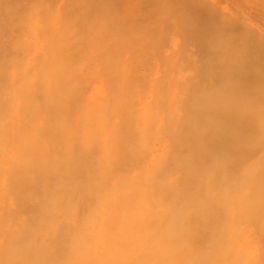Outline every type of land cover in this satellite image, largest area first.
I'll return each mask as SVG.
<instances>
[{
	"label": "bare ground",
	"instance_id": "6f19581e",
	"mask_svg": "<svg viewBox=\"0 0 264 264\" xmlns=\"http://www.w3.org/2000/svg\"><path fill=\"white\" fill-rule=\"evenodd\" d=\"M224 1L226 0H113L112 3H114V5H118L125 9L120 14L113 15L114 12H111L109 16L105 15V18L110 17L109 20H111V24L108 21L109 25H107H111V27H105L107 26L105 24L107 22L104 23L103 32L106 35L103 37L108 38L106 40L109 41V44L111 43V45L115 47H121L124 44L122 41L117 40L119 36H130V39L133 40L135 36H140L139 38L143 36L142 38H144L147 37V35H155L158 31V34L160 33L159 35H162L161 33L169 34L161 32V30L163 31L165 28L167 31H165V29L164 31L169 32L174 26V23L173 26L171 24L172 27H168L170 24H168L167 21L169 20V22H171L172 20L173 22V15L179 14L178 16L181 15L179 17L181 21L178 17H174L178 18L177 21L181 23H185L187 20V24L185 25L188 27V30L185 29L188 33L186 34L188 37L190 34L193 36H190V38L192 37L191 43L197 38L195 40L197 44L194 46L197 49L195 51L198 52V54H196L197 52L194 53L195 51L193 52L194 57H191L192 53L189 54L190 58L188 55L184 57L181 64H192L194 66L195 64L197 65L199 61L200 65H198L201 66L200 68H203V65L204 68L202 70L205 68L207 69V71L205 69L203 72L208 73L209 68L207 67L210 65L208 63L210 60L214 61L215 58L214 63L216 65L214 66L217 68L213 66L214 63L211 61L212 69L210 72L213 74L212 70H214L213 77L215 76V79L218 78V75L222 74L219 76L220 78H218L221 83L219 80H216V82H218V85L223 84V87L226 89H224V91L219 87L224 91V93H220V89H215V91L213 90L215 87L213 88L212 85L210 91L213 88V94L219 92V94H224L223 97H225L226 90L229 93V90H233V88L236 89L235 84L237 83L231 81V78H235L238 82L237 88L239 87V90L237 89L239 93L236 91L237 95L239 94L238 96L236 95L237 100L238 97L242 99L244 96L247 100L249 97L246 95H250L251 97L257 95L258 98V95L262 94L264 98V90L262 89L264 88V4H259L257 0H230L233 3L224 6ZM257 4L262 8L258 7ZM166 7L171 8L166 9ZM173 7L176 8L177 11L179 10L181 14L179 12H177V14L175 12L176 10L172 9ZM163 9H171V11L168 10V12L173 13L172 11H174L175 13L169 14L164 11L162 14L160 11ZM96 12L99 14L98 9H95L94 13ZM94 13L93 17L98 18L100 16L98 18L100 20L104 18L103 15H98L97 13L95 15ZM165 13L172 15L171 19ZM184 13L186 20L183 19V22L181 17L184 18ZM107 19L108 18L105 20ZM177 21L175 20L174 22ZM101 22L100 24H102ZM159 24L160 26L164 24L167 27L163 26L162 29V26L160 27ZM100 28L102 29L101 26ZM154 29H156L155 32ZM198 38H200L199 40L201 42L198 41ZM227 40L234 44V47L228 46L231 48L233 47L232 52L234 51V53H230L232 55L229 57H233L230 58L231 60L225 56L229 53L228 50L231 49H227L228 47L226 46L229 44V41L226 45L223 44L226 43ZM94 42H99V38L95 40L92 39L91 43L93 44H90H97ZM203 42H206V44L209 43L210 47L208 48V45ZM235 42H238L236 43L238 44L237 46H235ZM132 43L133 42H131V49L134 47ZM49 44L51 46H43V50L46 48L45 51L47 50V53L50 49L51 52L54 50L55 53L60 54L63 52L61 54L65 55V51L73 48L72 44L69 43V39L64 36L49 42ZM221 45L223 49L224 47L226 48V50L224 49L225 52H222L223 54L218 52L221 50ZM202 46L206 47L207 51L204 50L205 48L203 49ZM160 48L161 47L158 49ZM210 48L214 49V52L211 49L210 53H208ZM204 51H206L207 54H205L206 52ZM161 53L163 54V50ZM200 53L201 55H199ZM218 53L223 55L221 57L222 59L220 58L221 54L218 56ZM194 54L198 56V60L197 58L194 59ZM208 54H211L214 58L211 55H209V57ZM211 57L212 59H210ZM162 58L164 59L163 62H165V58L163 56ZM186 58L189 59L190 64L187 63ZM223 58L224 61L226 60L225 58H228V62H225H227V69L230 72L224 69L225 67L223 65L227 67V64H223ZM167 60L170 62L169 59ZM61 61L62 58L58 62ZM172 61L171 58V62ZM184 61H186V63ZM219 61L222 62L220 64L223 65L216 63ZM202 62L204 64H202ZM220 66L223 67L221 68ZM217 70L220 71L218 72ZM17 74L15 76H17ZM211 74H209V77ZM203 75L202 80H205L207 74L204 75V78ZM222 80L224 82H222ZM225 80L228 81L225 82ZM213 81L215 80L213 79ZM229 81L233 84L232 87L231 83V85L228 84ZM15 82L13 85L14 88L17 84H15ZM20 85L18 91L15 89V92H11V90L14 91L13 88L7 89L13 94L11 95L12 98L10 96L12 105H15L16 101L20 98H23L18 103L19 111L24 114L23 107L27 104L31 105V91L28 81L24 80V83L20 82ZM53 85L55 86V84L51 82L47 86ZM228 85L230 86L227 87ZM260 88L262 90H260ZM204 90L206 91V89ZM204 90L197 93L198 96L200 94L203 96V93L208 97L210 91L208 90L209 92L206 95L207 91L204 93ZM241 91L243 93L245 92V95H243ZM49 92L45 93L40 99L33 98V107H30L29 114L32 112L31 109L34 112L26 119L29 123V127L26 125L23 116V119L16 121L17 124L11 121L4 125L5 119H1L2 122H0V201L4 202L0 204V237L3 238L0 245V264H217L215 260L218 255H216L215 258L213 254L216 253V243L221 235L219 232L217 237L211 236L207 242L204 236V211L206 208L212 209L207 201L209 200V195L213 194L215 190H218L220 193L223 192L224 194L227 192L228 194L231 188L229 185L230 182L227 183L228 185L226 187L215 186L213 188L212 185H210L211 181H215V178H211L215 173L210 176V172L214 166L213 164L215 163L204 162L206 160L205 154L210 157L207 160H210L212 154L216 156V152L221 147L230 150H234L235 148L242 150L247 139L255 138V140H253L256 142H252L253 140L251 139L249 140V143L251 141L253 146H255L253 151L246 148L243 150V154L240 157L231 156L234 158V161H232L234 164L230 163L227 169L229 168L230 174H235L236 170L232 167H238L240 163L243 164L251 160L256 155V150H260L258 147L264 146L263 137H261V135H255L256 131L253 130V128L256 126L253 125L254 127H251L249 125V120L251 121L253 119L254 123L256 113L258 114L261 112L262 108L260 106L263 98L260 99L261 96L259 97L260 100H255V98H253V100H251L253 102H251V104L248 102L249 104H247L250 106L249 108L246 105H242L243 100L241 101L242 106H239L240 98L238 104L234 103V105L230 100L231 103H229V106L227 105L228 108L230 104L234 106H232L233 108L236 107L235 105H238L236 108H244V106H246V108L250 109L249 113L251 115H244L238 120L240 124L235 123L236 126L238 124V131H230V133L228 126V130L223 126L224 130H222L223 132L220 131V138H218L215 136L210 137L212 133H217L214 132L215 130H211L213 127H218L214 125L216 124L214 119L215 123L213 126L210 124V120H208L210 122V125H208L205 119L203 122L199 118H194L192 116V114L197 111V108L201 106H198V104L201 103H198L196 99L200 100V98H202L193 97L195 100H192L189 104V117L185 122V124H187V129H185L184 133L178 134L179 137L177 139L175 156L168 160L167 154H171L174 147L169 148L168 151L166 148L170 146L164 147L160 152V154H163L162 157L158 159L156 163L157 166L153 167L150 173H146L147 165L142 166V172H138L137 174V178L141 184L139 188H135L132 186L133 178H130V172L136 165V162H127L124 160L121 163L109 165L105 162L103 157H100V155L96 156L95 151L100 154L98 149L91 147L90 144L84 146L82 142L78 144L76 138L68 139V135L59 123V117L62 115L59 110L57 114H51L48 119V128L51 125L53 132V141L48 144V139L51 141V133L49 130L47 133L48 139L41 133L43 128L41 127L42 121L40 120L41 113H39V110L41 107L40 102H55L56 99L50 96ZM232 92L229 94L227 93V96L229 97ZM5 93L8 94L9 92H4L3 94L7 97L11 94L9 93V95H6ZM213 94L211 95L214 98L222 96L215 97ZM3 95L1 97L6 98ZM245 97L243 99H245ZM233 98L235 99V96ZM226 99L221 98L220 100H222V102L223 100L227 102L228 99ZM8 100L2 99V101H4L3 103H5V101L8 103ZM237 100L234 102H237ZM257 100L260 103H257ZM209 101L211 102L213 100ZM214 102L217 103L219 101L217 99L214 100ZM245 103L246 102L243 104ZM0 105V111L6 113V109L4 108L7 107L3 106L4 108H2V103ZM223 105L224 103L219 105L221 109L217 108L222 113L224 110V112L227 111V107L225 108L226 105H224V109L222 108ZM195 106H198L196 111ZM205 107L202 106L201 108L204 110ZM232 107L230 108L232 109ZM243 108H240V110H244ZM207 111L210 110L208 109ZM199 112L198 113L202 116L203 112ZM8 114L5 115L8 116ZM11 114H15V111H11ZM219 114L221 115V113ZM219 114L218 116H220ZM231 114L232 113H230V115ZM204 115H206V113ZM225 115H227V113ZM225 115H223L224 119L226 118ZM239 115L236 116L239 117ZM231 116L233 117L234 115ZM219 118L222 117L220 116L218 119L216 117L215 119L219 120ZM228 118L229 117H227V119ZM232 123L234 124V122L230 123L229 121L228 125L230 124L231 126ZM191 126L195 131L189 129ZM262 127H264V125L260 128ZM250 128H252V130ZM9 130H13V132L20 134V136L18 135L15 142L8 147L3 144L2 140L4 139L5 131L8 132ZM225 130L228 133H226ZM137 135L133 133V137H131L128 142L138 138L139 133ZM260 138H262V140ZM255 143L258 147L254 145ZM178 149L179 151L177 152ZM186 149H188L187 153L183 154L182 151L185 152ZM180 151L182 154L179 153ZM223 151L224 150H222V153ZM216 157L215 159L217 160ZM142 158L143 157H140L137 160L141 161ZM258 158L259 157H257L256 161ZM212 159L211 161H213ZM220 159L221 158H219L218 161ZM171 161L172 164L170 163ZM262 162L264 161H261V165L263 166ZM167 163H170V165L174 167L173 169L175 172L170 170ZM235 163H238V165ZM249 163L250 162H248V164ZM240 166L242 167V165ZM251 167L252 169H250ZM251 167H248L244 173L245 176L240 178V180L248 182L247 179H251V183L253 182L251 186L255 185V189L259 188L260 191L264 193V186L261 188L259 187L263 185L262 183L264 182V178H262L264 177V171H262L264 166L259 169L262 171V174H260V171L257 173V169L254 166ZM244 171L245 169L242 172ZM260 175L262 177L258 180L259 177L257 176ZM147 186L148 188L146 189ZM250 188L253 190V193H256L253 189L254 187ZM138 195L141 197H150L154 202L157 201L155 202L156 205L151 206L150 203L149 205L143 203L139 206V201L137 199ZM257 196L259 198V196H263V194H258ZM7 200L9 202L11 201V203L6 202ZM242 201L245 202L241 199V202ZM6 203L10 205L7 207ZM250 204L252 208L246 204L249 207L246 206L248 209L245 208L249 210L247 216H250L252 213L251 210L254 208L253 202ZM243 205L244 204H242V206ZM3 212H6L7 215ZM263 227L264 225L262 228ZM234 244L233 242L231 243L232 246ZM222 252L219 253V257ZM256 254L255 256H257ZM222 255L224 256V254ZM228 258L230 257L228 256ZM228 258L225 257V260ZM250 260L251 261L247 264H256L252 262L253 259ZM235 264L241 263L235 262Z\"/></svg>",
	"mask_w": 264,
	"mask_h": 264
},
{
	"label": "rangeland",
	"instance_id": "374dc122",
	"mask_svg": "<svg viewBox=\"0 0 264 264\" xmlns=\"http://www.w3.org/2000/svg\"><path fill=\"white\" fill-rule=\"evenodd\" d=\"M94 1L97 3H95ZM94 1L0 0V104L2 103V108L7 107L4 108L6 109V113H2L0 111V116L2 117H0V120L5 119L4 125L11 121L12 123H16L17 120H21L24 117L25 123L28 126L29 123L26 119L28 116H30V114L34 112L31 109L32 112L29 114L30 107H33V98L40 99V97L42 98L45 93L50 91L49 95L56 99L55 102L43 103L42 101L40 102L41 107L39 110V113H41L40 120L42 121L41 127L43 128L41 133H43L46 139H48L47 133L49 132V130L51 133V141L48 139V144L53 141V132L51 125L49 126V128L47 125L48 119L50 118L51 114H57L59 110L62 113V115L59 117V123L63 127L65 133L68 135V139L76 138L78 144L82 142L83 146L86 144H90L91 147L98 149L100 154L96 153L95 151L96 156L100 155V157H103L105 162L109 165L121 163L124 160L127 162H136V165L130 172V178H133L132 186H134L135 188H139L141 183L137 178V174L138 172H142V166L147 165L146 173H150L151 169L157 166L156 163L158 159L163 155L160 154L161 150H163V148H166L167 146H170L166 148L167 151L169 150V148L174 147L173 152L171 154H167L168 160L175 156V150L177 148V139L179 137L178 134L184 133L185 129H187V124H185V122L189 117V104L192 100H195L193 99V97H202L200 98V100L202 101L196 99L198 100V103H201H197L198 106H201L199 108H197L198 106H195V111L197 108V111L195 112L197 115L194 113L192 114V116L194 118H199L203 122L205 119L206 122H208V125H213L216 121V124L214 125L218 126L216 127L217 129L213 127L211 128V130H215L214 132L217 133H212V136L210 137L215 136L218 138H220V131L223 132L222 130H224L223 126L227 130L229 128V132H234L236 130L238 131L237 127L238 124H240V121L238 120L244 115H251L249 113L250 109H248L250 106H248L247 104H251V102H253L251 101L253 100V98H255V100L259 99L260 96V99L263 98L262 94L258 95V98L257 95L253 97H251L250 95H246L247 97H249L246 100L245 96V99H243L244 97H242L243 95H245V92L243 93L241 91V93H243V95L241 94L242 96L240 95L242 99L238 97L237 100L236 97L239 95H237V93H239V87L237 88L238 82L235 80V78H231L232 80H230L232 82L235 81L237 83H234L236 85V89L233 88L232 90L230 88L231 90L229 91H234L235 93L237 91L236 94L232 92V95L230 94L229 98L227 95L230 92L228 93V91L226 90L225 97L227 96V100L225 97H223L224 94H219V92L216 93L215 91L219 90V87H221L222 90L226 88L223 87V84L218 85V82H216V80H219L218 78H220L219 76H221L222 74H217L218 78L215 79V76L213 77L214 70H212L213 74H211L210 72L212 69L211 64L212 62H215V58L211 54H208V56L211 55L214 58V61L210 60L208 63L210 65L209 67H207L210 69H208V71L210 72L208 73L211 74L210 77L209 74L206 72V68V73L203 72L205 69L202 70L204 68V66L202 65L204 64L203 62L201 64L203 68H200L201 66H199V61L197 62V65L195 64L196 66H193L192 64H181L184 60V57H187L188 55L190 58L189 54L191 53V57H194L193 52L197 50L195 48L197 44L195 40L197 38H193L195 40H193V42L191 43L190 41H192L191 39L193 36L190 34L188 37L186 34L188 33L186 31V29L188 30V27L185 25L187 24V20L185 19V13L184 18H181L182 20L185 19L186 22L181 23L177 21L178 18L181 16H178L179 14L177 12L180 13V11H177L174 7L172 8L173 10H176L175 12L178 15H173V22L172 20L171 22H169V20L167 21L168 24H170L169 26L166 24V22L165 24L168 27H172L174 23V26L172 27L173 30L171 28L172 31L169 30V32H165L167 31V29L164 28V31L163 26H167L161 24L163 29V31L161 30V32L169 34L161 33L163 35L162 36L159 35L160 33L158 34V31L157 34L155 33V35H147V37L149 36L148 38H142L143 36L139 38L140 36H135L133 40L130 39V36H119L117 40L122 41L125 46L123 45L121 47H115L111 45V43H108L109 41L106 40L108 38L103 37L106 35L103 32L104 23L107 22L105 24L109 25V23L111 22V20H109L110 17H106L108 19L105 20V15L109 16L111 12H114L113 15L120 14L125 8H122L118 5H114V3H112L113 0ZM257 1H259V4H264V0ZM232 3V1L226 0L224 1V6ZM257 6L261 7L258 4ZM167 8L171 7H166V9ZM95 9H98L99 14L98 12H96L98 15L104 16L103 19L105 21L102 18L101 20L98 19L100 16L98 18L93 17ZM168 10L171 11V9ZM168 10L163 9L162 11H160V13L163 14L164 11L167 13ZM172 12L173 13H170H175L174 11ZM96 13L94 14L96 15ZM168 16L171 19L172 15ZM174 16L178 18H175ZM174 19L177 22H174ZM100 22L102 24H100ZM108 25L105 27L110 28L111 25ZM100 26L102 27V29L100 28ZM155 30L156 29H154V32ZM61 36L67 37L69 39V43L73 46L71 50L65 51V55L61 54L63 52H61L60 54L55 53L54 50H52L51 52L49 48H47L49 49L48 53L47 50L45 51L46 48L43 50V46H49V42L59 39V37ZM190 36L192 37L190 38ZM97 38H99V42H94L97 44L91 45L93 44L91 43V40H95ZM199 39L200 38H198V41H200ZM228 41L229 40H227L226 43L223 44L226 45ZM131 42H133L132 44H134V47L132 45L133 50L131 49ZM236 43L238 42H235V46L238 45ZM204 44H206V42ZM206 45H208V48L210 47L209 43ZM229 45L234 47V44H232L230 41L229 44L226 46L228 47ZM92 46L95 47L93 48ZM159 47L161 48L158 49ZM229 48L231 47H228L227 49ZM232 48L228 50L229 53L226 52L228 53L227 55H225L226 53L224 54L229 59L233 58L229 57L232 55L230 54L232 52ZM203 49L206 50V47H203ZM211 49L212 48L208 50V53H210ZM224 49L226 50L225 47ZM224 49L221 45V50L223 51H217L224 53ZM162 50L163 54L161 53ZM213 50L214 49H212V51ZM196 52L197 51H195L194 53ZM232 53H234V51ZM196 54H198V52ZM205 54H207V52ZM220 54L218 53V56ZM222 54L220 58L223 56ZM199 55H201V53ZM162 56L165 58L166 63L163 62L164 59L162 58ZM196 56L197 55H195L194 59L197 58L198 60V56ZM212 57L210 59H212ZM61 58L62 61L58 62ZM166 58L169 59L170 62H168ZM171 58L174 63L173 61L171 62ZM228 58H225V61H227ZM186 59L185 60L187 61V63L190 64L189 59ZM186 61L184 62L186 63ZM225 61L223 58V64H227L228 61ZM222 62L219 61L216 63L220 64ZM40 65L43 66L41 67ZM214 65L216 64L214 63L213 66ZM223 66L225 67V70L228 68V64L227 67L226 65ZM223 66L220 67L222 68ZM214 67L217 68L216 66ZM221 68L219 69L222 70ZM220 70L217 71L219 72ZM228 72L230 71L228 70ZM203 73L204 75L207 74L205 76V80L208 81H205L204 79L202 80ZM16 74L17 76H15ZM19 78L21 81L19 80ZM23 79L25 81H28L31 91V105L27 104L23 107L24 114L19 111L18 103L23 98H20L18 101H16L15 105L11 104V95H13L11 92H15V89H17L18 91L19 86H21L20 82L24 83ZM213 79L215 81H213ZM227 81L228 80H225V82ZM14 82L15 84L17 83L15 85V88L13 86ZM51 82L55 84V86L53 85L54 87L47 86ZM222 82L224 81L222 80ZM230 83L231 82L229 81L228 84ZM212 85L213 88L215 87L214 89H212H216L214 91L216 94L212 93V89L210 91ZM230 85H228L227 87H229ZM232 86L233 84L231 85V87ZM7 88H13L14 91L11 90L10 92V90H8ZM204 89H206L207 93ZM262 89L264 90V88ZM262 89L260 88V90ZM201 90H204L205 92H203L206 93V95L210 91V93L213 94L215 97L220 95L222 96L218 98L216 97L219 102L215 103L216 101L214 102V100L217 99L214 98L210 93V95L208 94V97L205 96V94L203 93V96H201V94L198 96L197 93H200ZM222 90H219L220 93H224L225 90ZM4 92H9L11 94L9 95V93H5L6 95H9L7 97L3 95ZM2 95L6 98L1 97ZM234 96L235 99L233 98ZM221 98L226 99L228 103L225 100H223L222 102V100H220ZM2 99H9L7 101L8 103H6V101L5 103H3L4 101H2ZM209 100L213 101L210 102ZM230 100L232 101L233 105L234 103L238 104V101L240 100L239 106L246 105L248 106V108H246V106H244V108H236L238 107V105H235V109L233 108L234 106L232 104H230V107L233 106L232 109L230 107L228 108L229 103H231ZM236 100L237 102H234ZM263 100L261 101L260 106L262 108L261 112L258 114L256 113V116L254 117V123L253 119L251 121L249 120V125L251 127L256 126L253 128V130L256 131L255 135H261V137H263L264 142V127L260 128L264 125ZM241 101L243 103H246L243 104ZM256 102L260 103L258 100ZM222 103L226 105L225 108L227 107V111H223L224 114L217 109H221L219 105H222ZM224 105L222 106V108L224 107ZM202 106H206L204 110L203 108H201ZM240 108H243L244 110L241 111ZM206 109H209L210 111L212 109V111L210 112ZM11 111H15V114H11ZM199 111L203 112L204 114L206 113V115L202 113L201 116V113ZM219 113H221V115ZM226 113L227 115H225ZM230 113H232L231 115L234 116L232 117ZM5 114H8L10 120ZM218 114L222 117L219 118V120H217L218 117H220L218 116ZM222 114L225 115V119ZM213 115L215 118L217 117V119H215ZM236 115H239V117H237ZM227 117L229 118L227 119ZM235 118L238 119L236 120ZM208 120H210L211 123ZM229 121L230 123L234 122V124L232 123L231 126L230 124L228 125ZM0 122H2V120ZM235 123H238L237 126L235 125ZM189 129L195 131L192 126ZM250 129L252 130V128ZM225 132L228 133L226 130ZM133 133L135 135L139 133V137L135 140H131L130 142H128V140L133 137ZM15 134L16 133L13 132V130H9L8 132L5 131L4 139L2 140L3 144L9 147L13 142H15L16 138H18V135L20 136V134H16V136ZM250 139L255 140V138L247 139V143L245 142V146L242 150L238 148L230 150L221 147L219 149L220 151L218 150L216 152L217 157L212 154L213 159H211L213 161H211V159L207 160L210 157L205 154L206 160L204 162H210L212 164L215 163L213 164V169L210 172V176L211 174L215 173V175L211 177L215 178V181H211L210 185H212L213 188L215 186L226 187L228 185L227 183L230 182L229 185L231 188L228 193L229 195L227 194V192H225L226 194H224L223 192L220 193L218 190H215L213 194L209 195L210 197L207 201L212 209L206 208L204 211V236L207 242L209 241L211 236L217 237L219 235V232L221 235V237L216 243V253L213 254L215 258L216 255H218L217 259L215 260L217 264H235V262L247 264L249 263V261H251L250 259H253L252 262L256 264H264V227L262 228V226L264 225V193H262L263 191H260L259 188L255 189V185L251 186V184L253 185V182L251 183V179H247L248 182H243L240 180V178L245 176L244 173L246 172L248 167L250 168L251 166H254L257 169L258 173L260 171L259 169L264 166V162H262L263 166L261 165V161H264V146L258 147L255 143L254 145H256V147H258L260 150H256V155L251 160H248L243 164L240 163L238 167H232L236 170L235 174H230L229 168L227 169V166H229L230 163L234 164L232 163V161H234L233 157H240L243 154V150L247 148L253 151L255 146H253L252 142L256 141H250V143H252L250 144ZM260 139L262 140V138ZM221 149L224 150L223 153ZM187 150L188 149H186L185 152L182 151L183 154L187 153ZM178 151L179 149L177 150V152ZM179 153H181V151ZM140 157L143 158L141 159V161H138L137 159ZM215 157L217 158V160L215 159ZM257 157L259 158L256 161ZM219 158L221 159L218 161ZM248 162L250 163L248 164ZM170 163L172 164V161ZM170 163H167L170 170L175 172L173 169L174 167H172ZM238 163L235 164L238 165ZM246 164H248L249 166ZM240 165H242V167ZM244 169L245 171L242 172ZM250 169H252V167ZM262 171H264V167ZM262 171H260V174H262ZM257 177H259V180L262 176L260 175ZM262 184L263 185L260 184V188L264 186V182ZM250 187H254L253 189L256 193H253V190H251ZM147 188L148 186L146 187V189ZM258 194H263V196H259L258 198ZM137 199L139 201V206H141V204L143 203L146 205H149L150 203L151 206H155V202H157H154L153 199H151L150 197H141L140 195L137 196ZM241 199H243L245 202H241ZM6 202L11 203V201L9 202L8 200ZM252 202L254 207L253 210H251L252 206L250 204ZM3 203V201H0V204ZM242 204H244L245 206H242ZM246 204L251 207L250 210L252 211V213L250 214V216H247V214H249V210H247L249 207ZM8 205L10 204H7V207ZM2 239L3 238L0 237V245ZM232 242L235 243L233 246L231 245ZM221 252L222 254H224V256L220 254L219 257V253ZM255 254L257 256H255ZM226 255H228L230 258H228V256ZM225 257H227L228 259L225 260Z\"/></svg>",
	"mask_w": 264,
	"mask_h": 264
}]
</instances>
